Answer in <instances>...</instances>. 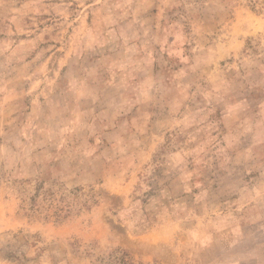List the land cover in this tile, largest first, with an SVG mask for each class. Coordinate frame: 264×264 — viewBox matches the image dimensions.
Segmentation results:
<instances>
[{
  "label": "rangeland",
  "instance_id": "obj_1",
  "mask_svg": "<svg viewBox=\"0 0 264 264\" xmlns=\"http://www.w3.org/2000/svg\"><path fill=\"white\" fill-rule=\"evenodd\" d=\"M264 264V0H0V264Z\"/></svg>",
  "mask_w": 264,
  "mask_h": 264
},
{
  "label": "trees",
  "instance_id": "obj_2",
  "mask_svg": "<svg viewBox=\"0 0 264 264\" xmlns=\"http://www.w3.org/2000/svg\"><path fill=\"white\" fill-rule=\"evenodd\" d=\"M128 254L121 250H114L104 259L103 264H134L128 259Z\"/></svg>",
  "mask_w": 264,
  "mask_h": 264
}]
</instances>
